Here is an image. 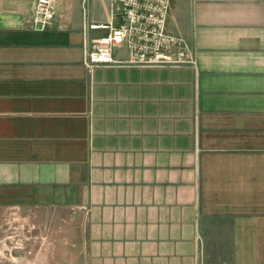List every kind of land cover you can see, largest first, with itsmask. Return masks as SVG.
Instances as JSON below:
<instances>
[{"label":"crops","instance_id":"1","mask_svg":"<svg viewBox=\"0 0 264 264\" xmlns=\"http://www.w3.org/2000/svg\"><path fill=\"white\" fill-rule=\"evenodd\" d=\"M33 6L0 1V207L73 211L86 264H264V0H170L195 68H87L108 0Z\"/></svg>","mask_w":264,"mask_h":264},{"label":"built area","instance_id":"2","mask_svg":"<svg viewBox=\"0 0 264 264\" xmlns=\"http://www.w3.org/2000/svg\"><path fill=\"white\" fill-rule=\"evenodd\" d=\"M169 4L170 0H108L105 23L89 25L106 29L107 34L91 42L85 66L195 68L196 56L190 43L167 31ZM54 15L53 0H34V29H46ZM116 50H124L126 59H115Z\"/></svg>","mask_w":264,"mask_h":264},{"label":"rangeland","instance_id":"3","mask_svg":"<svg viewBox=\"0 0 264 264\" xmlns=\"http://www.w3.org/2000/svg\"><path fill=\"white\" fill-rule=\"evenodd\" d=\"M78 237L71 210L0 207V264H86Z\"/></svg>","mask_w":264,"mask_h":264}]
</instances>
